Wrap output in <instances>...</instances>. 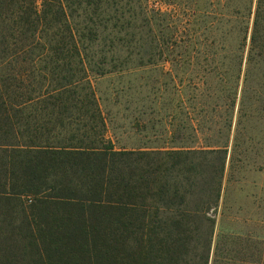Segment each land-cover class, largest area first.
<instances>
[{
  "label": "trees",
  "instance_id": "trees-1",
  "mask_svg": "<svg viewBox=\"0 0 264 264\" xmlns=\"http://www.w3.org/2000/svg\"><path fill=\"white\" fill-rule=\"evenodd\" d=\"M75 3L0 0V243L15 264H264V237L226 218L233 184L264 175V0H180L161 41L144 13L166 68L139 98L136 144L107 136ZM20 53L30 66L6 75ZM127 53L100 64L125 68Z\"/></svg>",
  "mask_w": 264,
  "mask_h": 264
},
{
  "label": "rangeland",
  "instance_id": "rangeland-1",
  "mask_svg": "<svg viewBox=\"0 0 264 264\" xmlns=\"http://www.w3.org/2000/svg\"><path fill=\"white\" fill-rule=\"evenodd\" d=\"M73 3L74 0H68ZM77 1V0H76ZM80 4L68 5L70 22L76 30L78 40L85 49L81 50L84 61L88 67L93 69L92 75L97 94L102 100L103 110L110 114L108 117L109 130L108 138L114 140L118 138L122 143H138V138L148 136L149 131L137 132L135 126L147 124V104L142 102V98L149 89L150 77H154L158 82L157 89H161L163 78L161 74L166 68L162 63L164 59L163 51L150 49V36L148 28L143 22V15L146 13L151 19L154 35L161 41L163 26L165 25V14L171 10H178L180 0H80ZM207 0H198L199 4H206ZM173 2L172 5H168ZM41 6V2H39ZM126 24L128 28L123 33L120 26ZM94 25L100 26V33L95 42L92 41L90 30ZM116 26V28H115ZM114 38H124L130 40L132 45L130 51L121 53L120 50L108 51L102 48V43L98 39L108 41ZM97 40V41H96ZM144 46L142 50L136 47ZM116 49V48H115ZM131 54L130 62L124 68L118 67L119 63L111 66H102L100 63L110 62V56L114 54ZM28 55L20 53L8 59L4 63L6 75H16L25 71L30 66L26 61ZM152 59L154 65H148V60ZM104 60V61H103ZM143 60L144 66L140 67L139 62ZM111 63V62H110ZM117 66L119 72H114L104 77V74L112 71ZM96 82V84H95ZM119 95L115 100L114 93ZM146 105V108L143 107ZM143 107V108H142ZM145 113V115L143 114ZM130 143V144H131ZM247 178L239 183H234L235 193L228 201L226 218L232 224H237L241 232L249 235L264 237V175L259 173H247ZM242 190V191H241ZM224 208L223 204L220 205ZM221 219V214L216 217ZM15 243H0V264H15L16 250ZM264 260V258H263ZM27 261V259L24 261ZM264 262V261H263Z\"/></svg>",
  "mask_w": 264,
  "mask_h": 264
}]
</instances>
